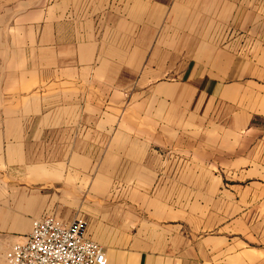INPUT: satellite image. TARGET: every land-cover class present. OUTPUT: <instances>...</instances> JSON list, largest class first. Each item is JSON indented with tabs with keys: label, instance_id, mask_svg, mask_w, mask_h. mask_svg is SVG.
Returning a JSON list of instances; mask_svg holds the SVG:
<instances>
[{
	"label": "crops",
	"instance_id": "obj_1",
	"mask_svg": "<svg viewBox=\"0 0 264 264\" xmlns=\"http://www.w3.org/2000/svg\"><path fill=\"white\" fill-rule=\"evenodd\" d=\"M197 5L82 0L50 30L67 52L24 88L56 91L74 140L0 149V264L45 213L84 217L107 264H264V45L225 34V0L201 1L202 33Z\"/></svg>",
	"mask_w": 264,
	"mask_h": 264
},
{
	"label": "rangeland",
	"instance_id": "obj_2",
	"mask_svg": "<svg viewBox=\"0 0 264 264\" xmlns=\"http://www.w3.org/2000/svg\"><path fill=\"white\" fill-rule=\"evenodd\" d=\"M194 1L198 5L193 9V26L201 22L202 33L208 26L213 32L215 23L208 22L202 12V0ZM81 2L0 0V149H34V159H40L41 154L35 153V149H64L74 140L64 136V124L67 122L63 121L62 109L57 111L56 91L44 87L28 90L24 88V82L25 78H37V73L39 77L52 80L51 69L61 61L60 55L67 51L62 53L53 45L49 32L56 30L64 19L71 23L72 16H79ZM145 9L146 16L149 15L145 23L154 24L152 6L146 5ZM148 11L150 14L147 15ZM179 12L184 14V11ZM129 13L136 14V10L131 8ZM158 13L162 16L158 28L161 33L168 28L169 11ZM69 14L71 19H68ZM177 20L178 28L185 29V18ZM186 20L191 22V19ZM232 33L245 36L248 44L251 43L249 39L264 45V0H225V34ZM28 110L32 111L31 115ZM91 142L87 137L81 138V148L89 149Z\"/></svg>",
	"mask_w": 264,
	"mask_h": 264
},
{
	"label": "built area",
	"instance_id": "obj_3",
	"mask_svg": "<svg viewBox=\"0 0 264 264\" xmlns=\"http://www.w3.org/2000/svg\"><path fill=\"white\" fill-rule=\"evenodd\" d=\"M4 264H107L103 247L87 235V221H63L45 213L32 221L29 233L12 243Z\"/></svg>",
	"mask_w": 264,
	"mask_h": 264
}]
</instances>
